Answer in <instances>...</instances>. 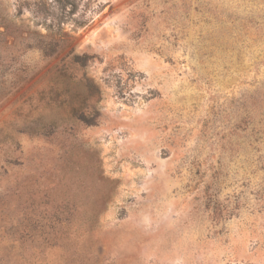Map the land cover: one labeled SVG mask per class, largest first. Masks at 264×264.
<instances>
[{"label": "rangeland", "instance_id": "374dc122", "mask_svg": "<svg viewBox=\"0 0 264 264\" xmlns=\"http://www.w3.org/2000/svg\"><path fill=\"white\" fill-rule=\"evenodd\" d=\"M0 264H264V0H0Z\"/></svg>", "mask_w": 264, "mask_h": 264}, {"label": "trees", "instance_id": "16d2710c", "mask_svg": "<svg viewBox=\"0 0 264 264\" xmlns=\"http://www.w3.org/2000/svg\"><path fill=\"white\" fill-rule=\"evenodd\" d=\"M67 3L70 2L71 0H65ZM75 2V1H74ZM58 25L60 26L61 24L58 23ZM80 25H84V23H81Z\"/></svg>", "mask_w": 264, "mask_h": 264}]
</instances>
